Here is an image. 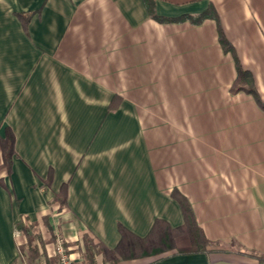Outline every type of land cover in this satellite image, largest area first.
<instances>
[{
  "label": "crops",
  "instance_id": "0c3cea01",
  "mask_svg": "<svg viewBox=\"0 0 264 264\" xmlns=\"http://www.w3.org/2000/svg\"><path fill=\"white\" fill-rule=\"evenodd\" d=\"M155 5L164 17L212 5L264 102V0ZM236 77L212 19L159 23L144 0H0V137L15 136L10 171L0 144V264H27L20 222L48 257L60 235L75 264H109L87 259L83 236L113 250L120 226H182L174 190L221 250L117 264H264V110L231 92Z\"/></svg>",
  "mask_w": 264,
  "mask_h": 264
},
{
  "label": "trees",
  "instance_id": "16d2710c",
  "mask_svg": "<svg viewBox=\"0 0 264 264\" xmlns=\"http://www.w3.org/2000/svg\"><path fill=\"white\" fill-rule=\"evenodd\" d=\"M144 1L150 18L159 23L190 22L194 25H200L208 19L215 20L218 25L220 43L226 53H231L234 56L236 63L237 77L232 85L231 92L233 94L246 92L252 95L260 108L264 110V102L261 100L256 89L254 77L241 65L233 46L223 33L218 14L212 5L206 11L199 14L164 17L157 14L155 0ZM18 16L26 27L31 14L19 13ZM118 104L119 101L115 99L110 110H116ZM0 144L3 155V168L10 171L13 156L15 155V136L11 129L7 128L4 138L0 137ZM172 197L179 202L182 208L185 219L182 226L172 228L166 221L156 220L151 232L145 237L136 236L125 227L120 226L121 240L113 250L101 243L95 242L93 238L85 234L83 236V243L87 259L92 262L95 256L103 255L105 262L117 264L121 260L161 256L173 251L183 255L220 251L221 249L218 248V244L210 242L199 227L189 201L177 190L172 192ZM55 199L57 200L58 197ZM61 205L63 206V204ZM16 227L27 239L26 243L18 245L21 262L25 261L27 264H39L40 262H44V264H57L56 258L47 256V251L44 249L46 241L42 239L41 234L34 225L20 222ZM13 264H18V262Z\"/></svg>",
  "mask_w": 264,
  "mask_h": 264
},
{
  "label": "built area",
  "instance_id": "2783aa9c",
  "mask_svg": "<svg viewBox=\"0 0 264 264\" xmlns=\"http://www.w3.org/2000/svg\"><path fill=\"white\" fill-rule=\"evenodd\" d=\"M54 255L56 257L57 264H75V260L66 249L65 239L60 235H56L55 237ZM39 264H44V262H40Z\"/></svg>",
  "mask_w": 264,
  "mask_h": 264
}]
</instances>
